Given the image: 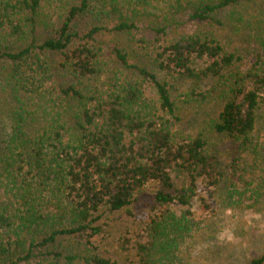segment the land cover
<instances>
[{
  "label": "trees",
  "instance_id": "16d2710c",
  "mask_svg": "<svg viewBox=\"0 0 264 264\" xmlns=\"http://www.w3.org/2000/svg\"><path fill=\"white\" fill-rule=\"evenodd\" d=\"M184 20L210 28L180 33ZM230 29L240 46L222 37ZM184 79L208 82L184 95L213 103L209 133L236 156L201 130L183 135L173 90ZM262 135L264 0H0V264H117L95 252L96 222L150 185L137 264H187L201 223L264 217ZM194 197L217 213L194 219ZM66 237L86 253L65 252ZM243 264H264V251Z\"/></svg>",
  "mask_w": 264,
  "mask_h": 264
},
{
  "label": "rangeland",
  "instance_id": "374dc122",
  "mask_svg": "<svg viewBox=\"0 0 264 264\" xmlns=\"http://www.w3.org/2000/svg\"><path fill=\"white\" fill-rule=\"evenodd\" d=\"M182 24L178 28L180 33H193L210 28L206 24L201 25L185 20ZM238 27H241V23L238 24ZM238 31L239 29L227 30L222 33V37H225L227 41H231L232 47L240 46L241 40L239 39ZM47 33L42 32L40 36ZM229 36H232L234 40H230ZM102 39L104 40L103 37ZM152 56L153 53H151ZM145 61L147 62V60ZM202 64L201 61L197 62L199 66ZM107 68L108 70H112L111 66ZM161 77L167 78L171 83L174 81L169 79V76L161 75ZM191 86L194 88L195 93H199V91L208 87V82L201 81L195 85L189 79L174 82L175 89L173 92L179 109L177 113L179 117L178 123L183 135L195 134L201 130L205 135L209 136L210 142L214 143L217 149L228 159L236 156V144L233 140L209 133V121L215 111L213 103H199L196 101L197 97L189 94V92L184 95ZM147 95L155 97L154 93L150 90L147 92ZM1 109H3V106ZM261 138L263 139L264 135ZM262 156H264V151ZM248 163H251V158H249ZM248 163L247 165H249ZM246 170H248V167L244 168V172ZM184 182L185 180H182V183ZM176 184L180 187V180ZM153 187L154 185H150L137 201L123 210L102 211L101 217L96 222L102 227V232L91 239L96 253L112 260H117V264H137L133 244V232L139 228L140 221L137 219V215L143 214L145 210H148V206L145 207V204L150 203ZM191 203L192 210L194 211L193 217L196 220H205L211 214L217 213L202 212L199 209L197 197H194ZM211 206L213 207L212 203ZM171 209L175 210L177 214L181 211V208L177 205H172ZM223 215L230 222V225H225L221 231L213 232V230L206 227L204 222L200 224L199 230L195 228L192 237L188 238L186 242V244L191 246V250L193 251L187 264H243L251 257L257 256L264 251V217L260 212H254L245 208V210L240 209L235 212L227 210ZM126 237L130 239L129 242L124 243V247L126 248L125 253H127L128 258L127 260H121L118 259L116 252L120 242H123V239L125 240ZM78 241L79 239L76 238H61L59 247L65 249V252L84 255L86 252L83 250V243H79ZM37 259L39 258L33 260Z\"/></svg>",
  "mask_w": 264,
  "mask_h": 264
}]
</instances>
